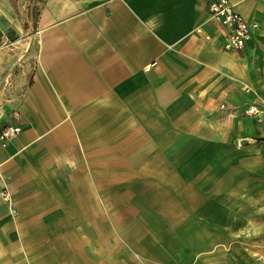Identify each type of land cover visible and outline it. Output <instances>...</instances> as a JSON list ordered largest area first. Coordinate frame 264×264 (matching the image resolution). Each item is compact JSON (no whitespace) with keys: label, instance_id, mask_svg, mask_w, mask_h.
<instances>
[{"label":"crops","instance_id":"0c3cea01","mask_svg":"<svg viewBox=\"0 0 264 264\" xmlns=\"http://www.w3.org/2000/svg\"><path fill=\"white\" fill-rule=\"evenodd\" d=\"M212 1L0 0V264H264V0L239 53Z\"/></svg>","mask_w":264,"mask_h":264},{"label":"built area","instance_id":"2783aa9c","mask_svg":"<svg viewBox=\"0 0 264 264\" xmlns=\"http://www.w3.org/2000/svg\"><path fill=\"white\" fill-rule=\"evenodd\" d=\"M209 13L211 19L223 28L224 36L221 49L228 53H239L244 51L254 38V32L259 25L250 22L242 14L235 10L234 4L230 0H213L209 4ZM13 43L9 39L8 34L0 26V51L8 48ZM249 117H255L257 122H263V113L257 106L249 107L244 111ZM15 119H19V114H14ZM20 125L7 126L0 131V144L6 146L9 142L17 139L21 134ZM4 199H8V192L2 193Z\"/></svg>","mask_w":264,"mask_h":264},{"label":"rangeland","instance_id":"374dc122","mask_svg":"<svg viewBox=\"0 0 264 264\" xmlns=\"http://www.w3.org/2000/svg\"><path fill=\"white\" fill-rule=\"evenodd\" d=\"M258 101H261L262 102V106L264 107V99L263 100H258Z\"/></svg>","mask_w":264,"mask_h":264}]
</instances>
